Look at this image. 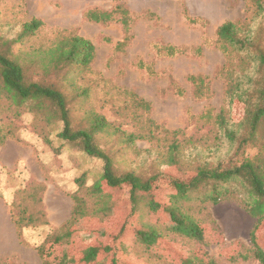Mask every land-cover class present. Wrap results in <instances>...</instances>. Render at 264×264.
<instances>
[{"label": "rangeland", "instance_id": "1", "mask_svg": "<svg viewBox=\"0 0 264 264\" xmlns=\"http://www.w3.org/2000/svg\"><path fill=\"white\" fill-rule=\"evenodd\" d=\"M118 4L127 9L131 18L128 31L116 20L100 23L84 16L87 9L108 11ZM247 17L245 0H0V37L13 39L24 22L31 18L40 20L42 24L36 33L26 42L17 44L33 49L32 57L40 61L55 46L61 31L70 30L88 39L94 46L91 73L87 80L78 79V84L88 86L89 96L83 102L74 103L73 119L81 120L89 110L111 123L113 128L100 136L106 142L115 143L113 150L117 152L120 167H144L147 150L152 157L158 153L164 157L165 148L161 145L177 137L181 143L180 163H170L167 158L159 167L161 171L182 177L195 165L226 161L231 155L232 148L218 130L214 117L225 110L230 120L238 121L243 104H227L224 97L223 66L236 62V53L225 54L219 49L216 29L225 21L244 23ZM167 46L178 51L167 55L164 50ZM79 76L76 74V79ZM191 76L204 78V86L198 85L200 92ZM136 101H141L142 106ZM10 120L16 127L15 136L0 145V264H42L37 246L49 232L70 219L73 206L70 195L77 188L78 180L91 185L100 177L103 164L102 160L87 156L78 143L60 142L53 137L51 144H46L33 128L36 120L32 115L25 114L19 119L10 116ZM148 128L161 139L158 143L136 140L140 156L120 142L121 133L144 135ZM175 130L178 131L176 136L172 134ZM248 152L252 155L255 150ZM31 182L44 187L42 207L47 225L26 228L18 235L9 204L17 190L28 188ZM232 187L234 198L225 199L201 213L197 212V204L191 207L190 212L201 219L206 228L204 244L169 233L166 238L170 245H165L168 254L162 248L145 250L132 245L134 240L127 235L131 230L128 227L123 236V261L128 264L177 262L181 255L197 257L207 253L219 264H258L255 260L230 263L224 258L236 253L241 246L250 247L249 233L255 223L244 206L246 198L241 187L236 184ZM110 191L114 195L109 199L110 206H115L112 213L94 218L79 217V225L87 224L93 233L78 234L66 249L68 252H77L86 244L105 242L107 238L99 234V228L109 232V237L120 229L129 209L127 193L124 189ZM162 192L158 190V199H165L160 195ZM28 207L35 209L31 204ZM140 219L160 227L165 221L149 215L146 210ZM256 237L264 247V221Z\"/></svg>", "mask_w": 264, "mask_h": 264}, {"label": "trees", "instance_id": "2", "mask_svg": "<svg viewBox=\"0 0 264 264\" xmlns=\"http://www.w3.org/2000/svg\"><path fill=\"white\" fill-rule=\"evenodd\" d=\"M245 1L247 21H225L216 29L219 49L225 54L236 53V62L223 66L224 97L227 104H243L238 121L230 120L225 110L214 117L218 130L232 148L231 155L226 161L195 165L182 177L161 171L159 167L167 158L170 163H180L181 143L177 137L161 145L165 148L164 157L160 153L152 157L147 150L144 167H120L117 152L113 150L115 143L113 140L106 142L100 136L113 128L111 123L89 110L81 120L73 119L74 103L83 102L89 96L88 86L78 84V79L87 80L91 73L94 46L88 39L70 30L61 31L55 46L40 61L32 57L33 49L17 46L36 33L42 24L40 20L31 18L24 22L13 39L0 37V145L15 136L16 127L10 116L19 119L29 114L36 120L33 128L46 144L50 145L53 137L60 142L78 143L87 156L100 159L103 164L100 177L91 185L78 180L77 188L70 195L73 201L70 219L49 232L37 246L42 264H128L121 255L123 236L128 227L131 230L127 235L134 240L132 245L145 250L162 248L167 253L165 245H170L166 238L169 233L192 243L204 244L206 228L201 219L190 212L192 205L197 204V212L201 213L225 199L234 198L236 194L231 193V189L235 184L241 187L246 198L244 206L255 218V223L249 233L250 247L241 246L236 253L224 258L230 263L255 260L264 264V247L256 237L264 221V0ZM84 16L100 23L116 20L125 31L131 25L127 9L120 4L108 11L87 9ZM164 50L167 55L178 51L173 46ZM76 74L80 75L77 79ZM190 78L200 92L204 78ZM136 104L142 106L143 103L136 101ZM148 122L153 124L149 119ZM145 133L123 132L119 136L120 142L138 157L141 151L135 146L136 140L158 143L161 139L151 128ZM172 134L176 136L178 131ZM250 149L255 150L254 154H249ZM114 188L124 189L129 203L120 229L109 237V232L99 228V234L107 238L105 242L86 244L77 252H68L66 249L78 234L93 233L87 224L79 225V217L94 218L112 213L115 206H110L109 199L114 198L110 191ZM167 189L170 192H165ZM43 190L42 184L31 182L28 188L18 189L15 193L9 210L18 235L26 228L47 225L42 207ZM158 190L163 191L160 195L165 199H158ZM28 204L35 209L30 210ZM144 210L158 220L163 218L162 227L144 223L140 219ZM170 262L150 261L149 264H219L207 253L197 257L181 255L179 261Z\"/></svg>", "mask_w": 264, "mask_h": 264}]
</instances>
